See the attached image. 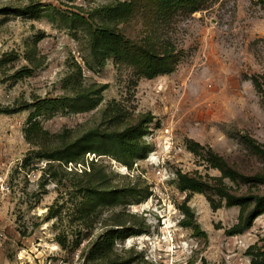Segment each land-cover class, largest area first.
Instances as JSON below:
<instances>
[{
  "label": "rangeland",
  "instance_id": "1",
  "mask_svg": "<svg viewBox=\"0 0 264 264\" xmlns=\"http://www.w3.org/2000/svg\"><path fill=\"white\" fill-rule=\"evenodd\" d=\"M262 151L259 0H0V264H264Z\"/></svg>",
  "mask_w": 264,
  "mask_h": 264
},
{
  "label": "trees",
  "instance_id": "2",
  "mask_svg": "<svg viewBox=\"0 0 264 264\" xmlns=\"http://www.w3.org/2000/svg\"><path fill=\"white\" fill-rule=\"evenodd\" d=\"M259 3L264 8V0H259ZM93 47H94V49L97 47V44L95 41H93ZM92 134L93 135L90 134L89 137L94 136L93 141H88L89 143L101 141L102 145L103 144L107 145V142H109V140L112 139L111 135L106 136V135L97 134V133H92ZM115 136H117V135H115ZM114 139L116 141H122V139H119L117 137ZM104 149L105 148H101L99 150L104 151ZM262 152H264V151H262ZM178 176H179V179H178L179 180V187L181 190H187L188 189L189 191H192V192H200L201 191V183L198 182L194 177H188L182 173H179ZM219 190H221L222 194L225 196L227 205L230 206V205L239 203V201H238L239 197H236V195L228 193L227 191L224 190V188H219ZM246 197L254 200L253 207L243 217L242 223H241L242 226L241 227H235L233 229H228V234L240 233L243 231V229L250 227L252 224V220L260 213V211L256 210V206H258L261 202H263V197L260 195H257V194H248V195H246ZM184 212H185V214L186 213L188 214L190 212V209L188 206L184 208ZM183 225H192L195 230H197V231L199 230L198 225L195 223V221H192L191 218H190V220H186V219L183 220ZM113 231L116 232V230H113Z\"/></svg>",
  "mask_w": 264,
  "mask_h": 264
},
{
  "label": "built area",
  "instance_id": "3",
  "mask_svg": "<svg viewBox=\"0 0 264 264\" xmlns=\"http://www.w3.org/2000/svg\"><path fill=\"white\" fill-rule=\"evenodd\" d=\"M0 187L1 188L7 187L6 181L1 176H0Z\"/></svg>",
  "mask_w": 264,
  "mask_h": 264
},
{
  "label": "bare ground",
  "instance_id": "4",
  "mask_svg": "<svg viewBox=\"0 0 264 264\" xmlns=\"http://www.w3.org/2000/svg\"><path fill=\"white\" fill-rule=\"evenodd\" d=\"M151 158V157H150Z\"/></svg>",
  "mask_w": 264,
  "mask_h": 264
}]
</instances>
